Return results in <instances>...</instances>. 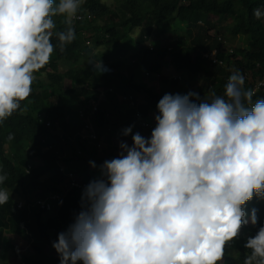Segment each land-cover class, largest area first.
<instances>
[{
  "label": "clouds",
  "instance_id": "1",
  "mask_svg": "<svg viewBox=\"0 0 264 264\" xmlns=\"http://www.w3.org/2000/svg\"><path fill=\"white\" fill-rule=\"evenodd\" d=\"M83 3L0 0V123L24 110L35 73L55 48L62 53L75 40ZM57 16L66 27L54 33ZM94 68L106 71L101 61ZM244 85L236 70L211 100L193 91L164 94L151 136L121 141L118 157L84 188L81 210L52 243L59 264H221L242 228L258 223L255 208L246 218V204L264 199V99L253 103L256 90ZM129 134L132 126L122 130ZM6 179L0 175V183ZM10 195L0 189V205ZM243 247V264H264V225Z\"/></svg>",
  "mask_w": 264,
  "mask_h": 264
},
{
  "label": "trees",
  "instance_id": "2",
  "mask_svg": "<svg viewBox=\"0 0 264 264\" xmlns=\"http://www.w3.org/2000/svg\"><path fill=\"white\" fill-rule=\"evenodd\" d=\"M254 9L264 12V0H84L78 13L91 15L92 20L73 21L75 40L62 53L59 47L55 48L49 64L35 73L31 96L20 106L24 110H18L0 123V175H7L0 189L11 190L27 201L24 208H18L17 200L12 199L0 205L3 256L7 257L4 244L12 241L10 236L25 234L32 242L33 251L20 252L22 264H59L52 243L81 210L84 190V187L68 188L72 182L70 174L88 185L100 178L99 166L105 160L118 157L119 147L106 146L101 151L97 144L83 139L85 126L78 123L82 101L89 115L98 106L94 119L99 141L110 135L132 144L131 136L137 132L149 138L153 128L145 127L141 117L151 119L152 115L159 114L157 104L164 94L162 85L157 90L154 83L162 75H168L170 94L188 93L186 80L204 79L212 99L214 95H223L228 77L233 73L232 64L243 75L249 70L253 79L264 74V16L257 19ZM210 16L216 19L211 20ZM54 20L57 25L54 33L65 29L64 17L57 16ZM180 24H185V29ZM176 27L182 30L176 36L175 46L158 47L159 41L168 35L167 30ZM88 29L94 30L95 35L104 33L87 36L90 41L87 45L83 32ZM211 30L227 38L234 51L227 53L211 37ZM242 35L247 37V48L235 46ZM51 42L58 45L55 34ZM149 42L153 45L147 48ZM216 47L221 48L219 56L227 65L213 64L203 58L202 51ZM130 54L135 62L125 67ZM90 55L101 61L106 71L94 68L97 73L82 82L80 78L86 68L80 59ZM112 62L118 63V69ZM258 63L261 68L257 67ZM66 67L67 74L61 72ZM165 67L167 73H164ZM41 73L45 75L42 77ZM179 74L182 79L174 77ZM67 79L72 80V86L66 84ZM147 80L154 83L149 85ZM244 87L251 88L250 83L245 81ZM102 88H116L118 92L108 91L106 99L100 101ZM125 96L128 100L133 96L141 117L130 101H125ZM258 99H264V91L253 97V103ZM41 114L52 122V127H47L46 121L40 122ZM129 126L132 134L123 136L122 130ZM9 133L14 134L11 141L7 139ZM29 160L39 165H33L27 172ZM90 161L95 162V168ZM39 200L49 202L51 210L43 209L37 203ZM253 208L257 209V225L249 223L242 228L240 238L228 246L221 264H243L249 251L243 247L246 238L255 235L264 225V199L254 196L246 204V218ZM244 230H249L247 236H243Z\"/></svg>",
  "mask_w": 264,
  "mask_h": 264
},
{
  "label": "rangeland",
  "instance_id": "3",
  "mask_svg": "<svg viewBox=\"0 0 264 264\" xmlns=\"http://www.w3.org/2000/svg\"><path fill=\"white\" fill-rule=\"evenodd\" d=\"M211 20H214L216 19L215 16H210L209 17ZM184 29H185V24H180ZM173 29V30H172ZM182 29L181 28H171V29H168L167 30V33L168 35L166 37H164L163 39H161L159 41V44H158V47H168V46H175L176 44V36H178V33H180ZM94 30H91V29H88L87 30V36H90V34H94L93 32ZM211 32H214L213 30H211ZM221 32L223 33V29H221ZM104 32L100 31L98 32L96 35H103ZM95 35V34H94ZM93 35V36H94ZM95 35V36H96ZM94 36V37H95ZM153 45V42H149L146 44V47H152ZM235 46L237 47H248V42H247V37L245 35H242L240 37V39H237L235 41ZM100 51V50H99ZM98 54V53H97ZM133 54H130L128 57H127V60H126V64L124 65L125 67L129 66L130 65V62L131 63H134L135 60L132 56ZM99 57V56H97ZM93 55H90V56H86L84 58H81L80 59V62L81 64H84V67L86 68V72L83 74V76L80 78V80L82 82L84 81H87L90 76L94 73H97L96 70L94 69V65H98L99 62L95 60V58L93 59ZM112 64L113 67H116L117 68V65L118 63L117 62H112L110 63ZM118 69V68H117ZM67 67L64 68L63 70L61 69V72H64L67 74ZM113 72H120V70H115ZM164 73H167V67H165V71ZM168 75H162L163 78H160L159 79H156V83H154L153 81H148L146 83H148L149 85H151L152 83H154V86H157L156 89L158 90V87L161 88V86L159 85H162V88H161V91H162V95L163 94H166V93H170L171 92V89H169L168 87V84H167V81L168 80ZM164 78H167V79H164ZM185 79V77H184ZM145 80V79H144ZM146 81V80H145ZM66 84L68 86H72V80L71 79H67L66 80ZM186 84H187V91H193V92H196L200 95L201 98H204L206 100H211L210 98V95L207 91V82L206 80L204 79H201V80H198V81H195V82H191V81H188L186 80ZM184 94H187L186 91L182 93V95ZM155 116L156 115H152V118L149 119L151 123H154L156 125V121H155ZM121 141L116 140L115 138H113L112 136L110 135H107L104 139H103V144L106 145L107 147L109 146H114V147H119V144H120ZM123 142H126L129 146H131V142L130 141H123ZM14 163H16L15 160H13ZM29 163L36 166V165H39V162L35 161V160H29ZM0 168H1V165H0ZM7 191L9 192L10 195V199L12 200H23L22 198H20L16 193H13L11 190H8ZM49 215H47V217H49ZM249 234V230H244L243 231V236H247ZM11 242H5L4 246H5V251L8 252L7 254V257H4L3 254H2V251L0 249V264H2L4 261H9L11 262V264H22L23 262V258L21 257L20 255V252H27V253H31L33 250V247H32V242L29 240V236L28 235H25V234H21V235H11Z\"/></svg>",
  "mask_w": 264,
  "mask_h": 264
},
{
  "label": "built area",
  "instance_id": "4",
  "mask_svg": "<svg viewBox=\"0 0 264 264\" xmlns=\"http://www.w3.org/2000/svg\"><path fill=\"white\" fill-rule=\"evenodd\" d=\"M85 18L89 21L92 20L91 15H85V14L77 13V18H75L73 21L76 23L82 22ZM209 34L211 35V37L215 41H217L218 43L221 44V46L223 47V49L227 53H232L234 51V47L231 45L230 41L227 38H225L221 33L210 32ZM83 36H84V39L86 40V44L90 45V41H87V32L84 31ZM240 37L238 39H240ZM171 48H172L171 46L168 47V49H171ZM220 50H221V48H218V47L213 48V49H207V50L202 51V56L205 60H208L209 62H211L213 64H219V65L225 66V65H227V63H226L224 58H221L219 56ZM263 59H264V57H263ZM257 67L261 68L262 66H260V64L258 63ZM230 69L233 72L236 70H239L233 64L230 66ZM244 76H245V81L250 83V87L252 89L256 90L255 95L259 94L261 91H264V74L253 79L252 73L249 70H246ZM174 77H177L179 79L183 78L182 74H179L177 76L175 75ZM108 91L115 92V93L118 92V90L116 88H111V89L102 88V89H100V95H99L100 101H104V99H106V94ZM124 99H125V101H128V102L130 101L129 103L134 108V110L136 111L137 116L141 117L140 112L138 111V103L134 100L133 96L130 97V100H128L127 96H125ZM80 105H81V107H80L79 116H78V123L83 124L85 126L84 130L82 132V137L84 140H87L92 144H97L98 148L101 151H103L106 148V145L103 144V140L99 141L100 137H99V134L97 132L98 125L94 119V115H95L96 111L98 110V106H96L94 108V110L92 111V113L89 115V114H87L86 109H85L86 108L85 107V101H82ZM39 119H40V122L46 121L45 123H46L47 127H52V122L47 120L44 115L41 114ZM141 119L144 123V126L147 128H154L156 126L154 123L150 122L149 118H142L141 117ZM61 137H63V136H61ZM32 166H33L32 164L29 165L27 172L29 171V169H31ZM70 178L72 179V182L70 184L71 186L68 187L69 189L81 188V187L85 188L87 186L86 184H82V183L78 182L75 179V176L73 173L70 174ZM53 198L55 199V198H57V196H54ZM17 202H18V208H24L27 205L26 200H17ZM33 203L35 204L36 201L33 200ZM37 203L39 205H41L43 209L48 208L49 210H51V208H52L51 204L45 200H39Z\"/></svg>",
  "mask_w": 264,
  "mask_h": 264
},
{
  "label": "crops",
  "instance_id": "5",
  "mask_svg": "<svg viewBox=\"0 0 264 264\" xmlns=\"http://www.w3.org/2000/svg\"><path fill=\"white\" fill-rule=\"evenodd\" d=\"M163 78V77H162Z\"/></svg>",
  "mask_w": 264,
  "mask_h": 264
}]
</instances>
